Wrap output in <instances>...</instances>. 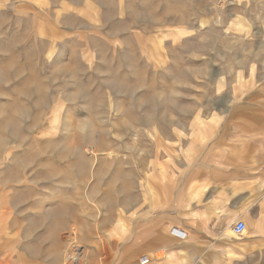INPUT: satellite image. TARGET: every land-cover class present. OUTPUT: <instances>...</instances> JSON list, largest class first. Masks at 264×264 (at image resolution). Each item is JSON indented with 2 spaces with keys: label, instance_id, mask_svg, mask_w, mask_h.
I'll return each instance as SVG.
<instances>
[{
  "label": "rangeland",
  "instance_id": "374dc122",
  "mask_svg": "<svg viewBox=\"0 0 264 264\" xmlns=\"http://www.w3.org/2000/svg\"><path fill=\"white\" fill-rule=\"evenodd\" d=\"M255 137L264 0H0V212L42 264H130L140 236L160 264H264V211L253 245L223 216L246 214L245 172L213 201L199 175L210 149L222 178L251 162Z\"/></svg>",
  "mask_w": 264,
  "mask_h": 264
},
{
  "label": "crops",
  "instance_id": "0c3cea01",
  "mask_svg": "<svg viewBox=\"0 0 264 264\" xmlns=\"http://www.w3.org/2000/svg\"><path fill=\"white\" fill-rule=\"evenodd\" d=\"M252 147H251V162H245L243 164L238 163H230L227 168H223L225 170V173H221V162L219 158V153L216 152L215 149H210L207 154L209 156L204 160L202 171L199 172V175L201 177V181L205 182V186L207 188L206 191V201H213L216 200L218 195L221 191V183L223 182L226 186L225 193L228 194V196L231 198L233 196H236V181H237V172L238 170L244 171V178H245V197L248 201H250V205L248 207V210L246 211V214L242 215L240 214V210L237 206L231 205L228 208V213L223 215L225 218H242L246 219V228L243 233L245 236V239L250 241V243L256 244L258 242L257 239H254L252 233L249 232V219H259L261 216L260 212L264 211V206L262 203V200L264 199V190L262 189L264 184V137L261 139L260 137H255L252 140ZM177 193H179V190H177ZM217 196V197H216ZM175 201V200H174ZM173 201V202H174ZM177 202V200L175 201ZM174 202V207L176 206V203ZM248 213V214H247ZM221 217V216H219ZM248 220V221H247ZM250 222V221H249ZM178 224L174 220H169L165 223V225H176ZM189 231V230H188ZM189 235V237L196 235L195 232H192L190 230V233H186ZM184 234H171V237L176 239L177 241H180L183 239ZM135 237V236H134ZM142 237V239H141ZM258 238V237H257ZM144 239L143 236H140V240L133 244L132 246V256L133 261L136 262L140 261H146L147 264H160L157 263L159 261H147L144 255L139 256V248L137 245ZM188 239V237H187ZM190 239H193L191 237ZM188 241H190L188 239ZM248 245L247 243H244V246ZM161 250V249H160ZM230 250V249H229ZM228 250V251H229ZM163 251V250H162ZM171 256H173V259L176 260V264H180L178 262L179 258L174 253H166ZM130 261V264H131ZM165 262V261H164ZM169 264V262H167ZM136 264V263H133Z\"/></svg>",
  "mask_w": 264,
  "mask_h": 264
},
{
  "label": "bare ground",
  "instance_id": "6f19581e",
  "mask_svg": "<svg viewBox=\"0 0 264 264\" xmlns=\"http://www.w3.org/2000/svg\"><path fill=\"white\" fill-rule=\"evenodd\" d=\"M56 212H58V208L55 209L53 207H50L45 211L47 217L53 216ZM21 227H22V223H18L17 219L12 218L10 211H5L2 214L0 212V264H42L39 261L40 256H42V251H41L42 246L39 244L38 246L34 247L32 245V243H30V242H26V243L22 242L24 240V237H23L22 241L19 238V233H20ZM119 232H118V234H119ZM53 234H54V236H56L55 233H53ZM168 234H170V235L171 234H173V235L174 234H181V237H179V238H182V234H184L185 236H183V239L184 238L186 239V237H187L186 232L184 230L182 231L180 228H173V229L170 228L168 231ZM27 236H29V235H27ZM58 239L64 240L63 242H65V241L67 242L69 237L58 236ZM110 241H113V240H110ZM135 243H136V241H135ZM77 248H78L77 249V251H78V250H80L81 247H77ZM81 256H82V252H80L78 254V256L76 257V263L75 264H83L82 260H81ZM144 257L148 258L149 261H153V260L154 261H161L165 258V253L162 250L159 252H156V253L146 252ZM169 258L171 259V258H173V256L169 255ZM169 262H174V260L171 259ZM169 264H173V263H169Z\"/></svg>",
  "mask_w": 264,
  "mask_h": 264
},
{
  "label": "built area",
  "instance_id": "2783aa9c",
  "mask_svg": "<svg viewBox=\"0 0 264 264\" xmlns=\"http://www.w3.org/2000/svg\"><path fill=\"white\" fill-rule=\"evenodd\" d=\"M246 224L244 221H236L232 226V233L236 237H241L243 235V232L245 231Z\"/></svg>",
  "mask_w": 264,
  "mask_h": 264
}]
</instances>
